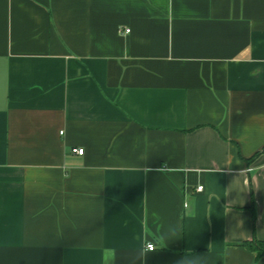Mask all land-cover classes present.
Here are the masks:
<instances>
[{
  "label": "crops",
  "instance_id": "crops-1",
  "mask_svg": "<svg viewBox=\"0 0 264 264\" xmlns=\"http://www.w3.org/2000/svg\"><path fill=\"white\" fill-rule=\"evenodd\" d=\"M263 147L264 0H0V264H264Z\"/></svg>",
  "mask_w": 264,
  "mask_h": 264
},
{
  "label": "trees",
  "instance_id": "trees-1",
  "mask_svg": "<svg viewBox=\"0 0 264 264\" xmlns=\"http://www.w3.org/2000/svg\"><path fill=\"white\" fill-rule=\"evenodd\" d=\"M264 152V147L261 151L256 153L251 160H254L260 153ZM243 246L247 247L248 249L257 252L258 256L261 257L264 255V241L254 237L251 240L244 241L242 243Z\"/></svg>",
  "mask_w": 264,
  "mask_h": 264
},
{
  "label": "built area",
  "instance_id": "built-area-1",
  "mask_svg": "<svg viewBox=\"0 0 264 264\" xmlns=\"http://www.w3.org/2000/svg\"><path fill=\"white\" fill-rule=\"evenodd\" d=\"M125 31H126V32H129L130 29H126ZM73 152L76 153V154H78V155H83V154L85 153V149H84L83 147H74V148H73ZM198 190H199V191L203 190V186H202V185L199 186V187H198ZM155 248H156V246H155L154 243H149V244H148V249H149V250H154Z\"/></svg>",
  "mask_w": 264,
  "mask_h": 264
}]
</instances>
